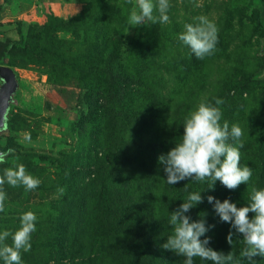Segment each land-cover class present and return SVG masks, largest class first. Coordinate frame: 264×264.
Masks as SVG:
<instances>
[{"label":"trees","instance_id":"16d2710c","mask_svg":"<svg viewBox=\"0 0 264 264\" xmlns=\"http://www.w3.org/2000/svg\"><path fill=\"white\" fill-rule=\"evenodd\" d=\"M81 1L85 6L71 21L50 14L44 24H30L26 32L20 24L19 41L0 44V66L34 67L60 89L76 83L81 92L78 105L87 104L76 130L84 153L60 150L55 156H39L38 162L35 156L21 154L11 142L0 144L1 152L15 150L0 165V174L13 165L9 158L16 156L18 163L41 181L35 191L44 195V213L37 216L31 250L21 253L22 264H182L184 257L162 245L172 234L168 218L176 207L171 202L178 208L192 192H201L203 203L186 215L192 220L203 218L206 226L215 225L205 234L211 238L208 247L225 254L232 251L239 257L245 247L242 237L234 236L233 245L227 243L230 224L220 221L207 196L221 202L230 199L241 207L246 206L251 187L264 189V133L257 148L256 144L254 148L247 144L241 148H246L241 166L247 164L253 169L246 190L243 184L228 190L217 181L213 189H208L207 181L185 180L173 185L167 194L155 187L147 191L148 178L139 180L140 177L147 169L152 171L151 178L157 177L159 154H164L166 147L168 151L173 148L177 140L172 135L164 142L160 128L153 140L144 141V133L158 118L155 111L163 102L160 75L149 67V56L143 53L144 48L149 50L156 42H151L149 32L137 35L124 63L129 0ZM259 1L264 4V0ZM263 20L259 16L261 37ZM69 34L72 38L67 39L65 35ZM140 50L142 55L138 54ZM259 55L264 56V47ZM12 106L15 109V104ZM23 119L26 118L14 115L12 109L0 141L9 131L32 130ZM114 156L119 157L117 163L113 162ZM49 165L54 167L55 177H50ZM135 175L139 177L132 182ZM60 187L65 189L62 195L58 193ZM4 190L7 195L24 192L23 186L8 184ZM52 192L58 198L48 202ZM6 209L8 212L0 213V231L9 227L15 231L20 227L22 212L15 203ZM9 214L11 218L7 217ZM7 243L11 244V239ZM254 259L256 264H264V257ZM194 264L212 262L195 257Z\"/></svg>","mask_w":264,"mask_h":264},{"label":"rangeland","instance_id":"374dc122","mask_svg":"<svg viewBox=\"0 0 264 264\" xmlns=\"http://www.w3.org/2000/svg\"><path fill=\"white\" fill-rule=\"evenodd\" d=\"M169 2L171 6L168 23L135 28L127 26V39L122 54L124 63L128 61V48L137 35L143 36L149 32L151 42L157 43L149 50L144 48L143 53L149 56V67L160 75L163 102L160 110L155 111L158 118L144 133V141L153 140L156 137L154 133L163 128L164 142L171 139L172 135L177 137L178 142L183 135L184 117L201 100L215 105V99L219 98L224 101L218 106L222 111L221 124L225 120L230 126L238 124L244 133L243 143L252 145V148L256 144L257 148L261 133H264V56L259 55V50L264 47V37H261V30L257 27L259 16L264 19V4L259 0ZM134 5L135 0H132L128 6L129 14ZM84 6L81 0H0V44L19 41L20 24L23 25V31H27L30 24H44L50 14L69 22L76 18ZM201 15L214 22L218 28L216 51L214 55L203 60L191 54L177 38L184 30V24L195 23V18ZM65 37L70 39L72 35ZM143 53L138 51L139 55ZM13 70L17 75L19 88L15 96L16 107L14 109L12 106L11 110H14V115L21 114L25 117L23 122L31 126L32 130L9 131L1 138L0 144L5 146L11 142L18 146L21 154L35 156L38 162L39 156H55L60 150L73 153L81 150L84 153L76 130L83 112L87 111V104L78 105L81 92L76 83L60 89L61 87L49 82L47 75L34 67H15ZM25 133L30 134V142L24 141ZM245 151L246 148L243 151L240 148L241 160ZM167 152L168 147L164 154ZM14 160L18 163L19 158L10 157L9 163L13 164ZM118 161L119 157L114 156L113 162ZM161 166L159 164L157 177L151 178V169H147L144 176L140 177L139 180L148 178L147 191L151 187H155L162 194L171 191L173 185L166 183ZM47 168L50 169V177H55L52 175L55 172L54 167L49 165ZM138 177L139 175H135L131 178L132 182ZM243 186L246 190L248 185ZM43 197L39 190H24L23 195L16 192L7 195L5 205L12 207L15 203L22 213L32 211L36 216H42ZM47 198L48 202L55 201L58 195L52 192ZM171 203L177 208L174 202ZM176 208H170L171 212ZM7 217L11 218L12 214ZM8 230L14 231V227H9ZM241 251L242 249L238 256Z\"/></svg>","mask_w":264,"mask_h":264},{"label":"clouds","instance_id":"9594fccd","mask_svg":"<svg viewBox=\"0 0 264 264\" xmlns=\"http://www.w3.org/2000/svg\"><path fill=\"white\" fill-rule=\"evenodd\" d=\"M132 3V0H129ZM169 0H135L128 16V25L135 28L142 25L165 24L170 18ZM195 23L184 24V30L178 34V40L186 46L197 59L214 55L218 43V28L206 16H198ZM222 99H215V105L201 100L183 120V135L166 154L158 157L163 165L166 183L175 185L181 181L208 182L213 189L217 181L228 190H235L241 184H247L253 176V169L247 164L241 166L240 148L244 146L243 130L238 124L229 125L223 121ZM24 141L30 142L31 136L25 133ZM13 148L0 152V165L14 153ZM41 181L29 174L23 164L13 161L11 167L0 174V213L6 211L7 194L4 185L23 186L25 192L35 190ZM187 185V184H186ZM185 185V190H186ZM64 188H58L63 194ZM207 201L221 222L230 224L227 243L233 245V237H242L245 245L239 257L231 251L227 254L208 247L211 238L205 234L215 225H207L201 218L192 220L186 215L193 207L203 203L201 192L189 193L186 200L169 214L168 224L172 234L162 247L184 257L182 264H194V258L211 261L212 264H256L255 257H264V189L251 187L248 191L246 206L237 205L225 199L209 195ZM252 214L251 217L249 214ZM20 227L15 231H0V260L3 264H22L21 253L31 250V236L36 230L37 216L27 211L20 216ZM201 237H205L201 239ZM11 238L12 243L7 240Z\"/></svg>","mask_w":264,"mask_h":264},{"label":"water","instance_id":"95a60500","mask_svg":"<svg viewBox=\"0 0 264 264\" xmlns=\"http://www.w3.org/2000/svg\"><path fill=\"white\" fill-rule=\"evenodd\" d=\"M0 136L7 129V120L12 105L16 102L15 96L19 82L15 71L7 66H0ZM1 152V151H0Z\"/></svg>","mask_w":264,"mask_h":264},{"label":"flooded vegetation","instance_id":"af4514ba","mask_svg":"<svg viewBox=\"0 0 264 264\" xmlns=\"http://www.w3.org/2000/svg\"><path fill=\"white\" fill-rule=\"evenodd\" d=\"M0 84H1V82H0ZM11 110V109H10Z\"/></svg>","mask_w":264,"mask_h":264}]
</instances>
